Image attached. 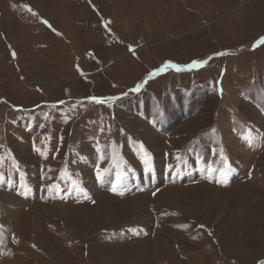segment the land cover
<instances>
[{
    "label": "rangeland",
    "instance_id": "obj_1",
    "mask_svg": "<svg viewBox=\"0 0 264 264\" xmlns=\"http://www.w3.org/2000/svg\"><path fill=\"white\" fill-rule=\"evenodd\" d=\"M262 38L264 0H0V264H264Z\"/></svg>",
    "mask_w": 264,
    "mask_h": 264
},
{
    "label": "snow or ice",
    "instance_id": "obj_2",
    "mask_svg": "<svg viewBox=\"0 0 264 264\" xmlns=\"http://www.w3.org/2000/svg\"><path fill=\"white\" fill-rule=\"evenodd\" d=\"M260 43H264V38H262V40L260 41ZM14 55V54H13ZM198 66H200V62H193V64L190 66V67H198ZM168 67H176L177 68V70H181V69H179L177 66H175V65H170V64H166L165 66H164V68H162V69H158L157 71H163L164 69H166V68H168ZM151 75V74H150ZM141 87V85H137V88L135 89V90H139V88ZM93 99H95V98H93ZM99 102V101H98Z\"/></svg>",
    "mask_w": 264,
    "mask_h": 264
}]
</instances>
